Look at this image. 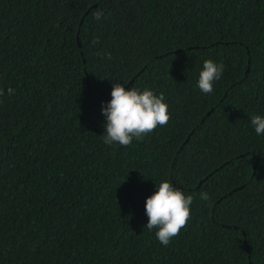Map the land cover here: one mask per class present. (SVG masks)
<instances>
[{
	"label": "trees",
	"instance_id": "1",
	"mask_svg": "<svg viewBox=\"0 0 264 264\" xmlns=\"http://www.w3.org/2000/svg\"><path fill=\"white\" fill-rule=\"evenodd\" d=\"M206 59L224 65L211 94ZM122 81L170 119L106 145L101 102ZM255 114L264 0H0V264H264ZM163 179L194 197L168 246L144 228Z\"/></svg>",
	"mask_w": 264,
	"mask_h": 264
},
{
	"label": "clouds",
	"instance_id": "2",
	"mask_svg": "<svg viewBox=\"0 0 264 264\" xmlns=\"http://www.w3.org/2000/svg\"><path fill=\"white\" fill-rule=\"evenodd\" d=\"M96 21L104 18L102 10L93 13ZM103 58L110 59L105 52ZM224 65L212 59H206L199 70L196 87L202 94H211L214 84L220 80ZM119 81V80H117ZM8 89V93H12ZM169 106L163 94L153 89L129 86L126 82H113L110 99L101 102V114L104 117L102 140L106 145L127 146L133 140H140L157 126L166 125L170 119ZM257 136H264V114H255L249 118ZM201 201H207L209 194L201 191ZM194 197L186 194L169 179L155 183V191L145 198L144 212L148 231H153L162 246H168L172 238L178 235L186 222L191 219Z\"/></svg>",
	"mask_w": 264,
	"mask_h": 264
}]
</instances>
